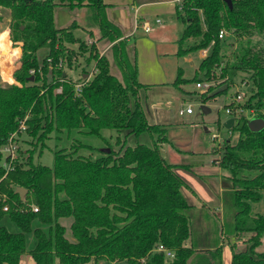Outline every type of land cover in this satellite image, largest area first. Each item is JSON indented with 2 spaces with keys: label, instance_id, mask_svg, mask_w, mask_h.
<instances>
[{
  "label": "trees",
  "instance_id": "obj_1",
  "mask_svg": "<svg viewBox=\"0 0 264 264\" xmlns=\"http://www.w3.org/2000/svg\"><path fill=\"white\" fill-rule=\"evenodd\" d=\"M61 7L87 8L88 24L98 28L99 41L114 43L122 80L111 72L108 57L96 44L75 36L76 22L57 26L55 13ZM0 8L10 9V38L22 48L21 67L17 69L16 61L12 69L19 85H0V163L8 165L0 166V264H22L26 254L34 264H223L225 243L218 241L219 232L224 241L252 234L243 240L246 250H233L230 264H264V254L256 252L264 238V213L253 214V205L264 195V129L254 133L248 127L252 112L264 119V47L249 45L256 35L264 38V0H232L231 8L225 0H182L176 5L183 26L177 57L208 48L210 52L191 79L179 67L172 85L224 80V89L211 86L198 94L205 105L230 90L231 70L250 75L252 81L243 107L249 116L242 113L230 129L239 132L238 141L226 139L213 150L219 154L215 161L230 171L231 187L222 198L221 230L210 224L201 242L187 214L194 207L182 193L188 184L160 151L169 141L167 127L149 123L140 91L150 86L139 82L137 64L129 61L126 39L109 20L103 0H0ZM223 30L235 39L227 45L239 43L232 63L225 59L227 39L219 38ZM76 44L78 51L69 46ZM43 48L48 52L40 60ZM85 53L95 73L88 80H74L66 69ZM105 131L116 133L114 144L106 141ZM23 134L31 139V148H18L13 161L5 157L2 149L11 138L17 145ZM55 134H65L71 143L54 148L53 165L48 167L36 159ZM143 134L150 136L152 145L128 146V136L138 139ZM76 135L103 139L110 151H100L97 158L84 154L92 146ZM17 187L27 190L23 199ZM202 207L208 210L202 216L209 222L212 213ZM68 219L67 229L62 221ZM13 225L17 230L10 228ZM29 234L35 240L30 249ZM161 245L174 252L173 259L157 251Z\"/></svg>",
  "mask_w": 264,
  "mask_h": 264
},
{
  "label": "rangeland",
  "instance_id": "obj_2",
  "mask_svg": "<svg viewBox=\"0 0 264 264\" xmlns=\"http://www.w3.org/2000/svg\"><path fill=\"white\" fill-rule=\"evenodd\" d=\"M10 9L1 8L0 9V15L2 16V20H0V33H3L5 30L9 31V36L4 41L5 43V49L2 51L0 50V85H17L16 81H14L12 69L16 61H19V67H21V55H22V48L21 44H18L17 46L14 45V43L11 41L10 37ZM80 20V19H79ZM88 21V19H87ZM67 26V25H66ZM178 27L182 29V24H179ZM74 34L77 38L86 41L88 40L89 34L86 30L77 29L74 31ZM181 36V33L180 35ZM180 38V37H179ZM227 43L225 44L224 54L226 56V61L229 63H232L235 61L234 54L238 51L239 43H235L233 46H229L227 44L231 42H235V39L232 37H228ZM9 42L10 46H9ZM247 44V42H245ZM90 44V42H88ZM106 44V41H102L100 43V47L102 48ZM256 44H260L259 47H264V38L262 36H254L250 40L249 45L254 46ZM71 48L78 51V45H69ZM16 47L21 48V55L19 53V56H14V61L12 64L4 65L5 58L3 59V52L5 51H11L13 52ZM100 48V49H101ZM175 48V47H174ZM210 52V48H208ZM48 52V48H43L39 51L38 57L40 60H42ZM127 56L130 62L132 61V57L129 55V51L127 50ZM194 63H196V67L198 63L200 62V52L196 54H192ZM170 62H164L165 68L171 69L169 76V81H167L166 85H157L153 86L150 85V88L147 90L140 91V98H141V104L143 106L144 112L146 114V117L150 124H158L159 122H167L169 124L168 126V137L170 138V142H164L160 145V151L162 156L170 161L168 152L173 151L174 146H179L185 149H190L191 152L194 153H185L184 158L191 159V162H196L198 166H205L204 169L205 172H212L213 167V161L217 160L219 158V154H213V150L215 147H217L220 143L224 142L226 139L231 138V143L235 144L238 141L239 138V132L234 131L231 132L230 130L226 129L224 124L226 121L230 118V115L226 112V107L230 103L231 98L238 90L240 92H243L248 97L252 90V81L250 79V75L243 73V72H235L231 70L228 73V76L233 78V84L230 87V90L227 92V94H223L219 96L214 101H209L207 104H205L209 109L210 112L208 114H205L202 110V106L204 105L200 99V96L198 95L201 93V91L196 89L195 84H184L181 85V88L175 87L172 85V82L177 78L178 74V68L182 67L184 69V77L187 79H191L194 75L195 69L191 64L185 63L183 60H178L172 56L168 58ZM172 61V63H171ZM111 62V72L119 77L120 80H122L121 71L117 65V62L114 60H110ZM21 63V64H20ZM94 62L89 63L88 62V53L85 54H78L77 60L74 62V65L72 69H67V73H69L70 76H75L78 78V80L81 77V73L84 71H88L91 69ZM116 65H115V64ZM18 64V63H17ZM16 64V65H17ZM118 67V68H117ZM15 69V70H17ZM118 69V70H116ZM13 71V73L15 72ZM115 71H118L116 73ZM220 74V71H219ZM224 80L219 79L217 82L209 83L211 86H217V90L224 89L226 87V84H224ZM243 83H247L246 86L242 87ZM189 106L193 109V114H185L181 116L179 114V111L184 109L186 110ZM256 118V116H253L249 119ZM218 121H220V126L218 125ZM191 125L190 127H188ZM204 126H206L209 129V133H206L204 130ZM123 133V135H125ZM214 134L218 135V139L213 140ZM104 138L107 139L106 141H109L111 144H114L116 133L114 131H105L103 133ZM77 138H80L79 135H76ZM85 144L92 146V151L88 152L85 151L84 154H92L93 158H97L102 150L106 149L107 143L104 142L103 139H100L95 136H84L80 138ZM31 139L28 138L26 135H22L18 144L17 149L20 148L23 151H27V149L31 148L28 146V141ZM139 143H145L148 145H152L153 141L150 138L148 134H143L138 139L130 135L127 138V144L128 146H134L135 144ZM48 148H46L42 154L41 157H38L36 160L48 167H52L54 157H53V151L54 148L58 147H64L69 146L71 143V140L66 139L65 134H61L58 138V135H53L52 139L48 142ZM174 145V146H173ZM215 174V173H214ZM225 175H230V171L225 169L224 172ZM206 184L209 185V190L216 192V188L213 184H216L218 182V177L215 176H206ZM185 190V189H184ZM183 190V191H184ZM186 200L191 204L197 205V210L193 208L192 210L188 211L187 214L191 217L192 222V230L194 236L196 235V239L201 242L203 237V231L207 229V227L210 224H216V228L218 230H221L222 228V218L223 213L222 210L219 209L220 203L214 202L208 203V205L212 208L210 211L212 219L209 222H206L203 218V214L205 215L207 209L203 210L202 206H199L197 200L189 195L187 192H183ZM258 213H264V195L263 199L253 205V214ZM71 222V219L62 221V224L69 228V224ZM13 230H17L16 226L13 225V227H10ZM252 234H244L241 239H235L230 238L227 240H222V237L220 235H217V239L220 243H225L224 247V254H223V264H230L233 250L235 252L244 251L247 248V244L243 242L246 241L249 237H251ZM67 237L72 239L70 230L67 231ZM34 236L32 234H29L27 236V248L30 249L34 245ZM212 242H214V237L211 239ZM230 244H235L234 246L230 247ZM187 244H191V241L189 240ZM257 253H263L264 254V238L262 239V244L256 249ZM22 264H34L31 257L26 254L22 259ZM56 264H60L58 261ZM87 264H95L94 261H91ZM99 264H126L125 262H119V263H112L109 261H102Z\"/></svg>",
  "mask_w": 264,
  "mask_h": 264
},
{
  "label": "crops",
  "instance_id": "obj_3",
  "mask_svg": "<svg viewBox=\"0 0 264 264\" xmlns=\"http://www.w3.org/2000/svg\"><path fill=\"white\" fill-rule=\"evenodd\" d=\"M181 1L182 0H103L107 5L106 11L109 20L120 28L123 36L122 39H126V49L129 51L133 63L136 62L137 64L138 80L143 85L157 86L169 84L167 81H169L168 74L171 69L167 70L164 62H170L168 60L170 56L180 60L176 53L178 50L177 42L180 33H182L183 26L182 29L178 27L181 23L176 17V5ZM87 17V8L69 9L61 7L57 8L55 13V21L58 27L64 28L76 22L78 27L75 30L82 29L88 32L89 37L86 42L96 44L101 55L107 56L109 61L114 60L116 62L115 54L112 50L114 43L106 41V44L101 48L100 43L102 41H99L100 32L97 27L89 26ZM147 22L151 25L149 32L143 30V24ZM17 48L20 49L21 55V48L16 47L15 49ZM203 58L205 57L200 55V60ZM181 60L191 64L194 68L196 67L192 55H187ZM93 70L94 63L90 70L81 73L79 80L75 76H70L69 73H67V69L65 74L74 80L80 81L81 79L88 78ZM115 72L118 73V71ZM181 87L182 86H180V88ZM158 124L167 127L168 137L169 124L165 121L159 122ZM190 126L191 125L188 127ZM203 128L206 133H209V129L206 126ZM168 140V142H170L169 137ZM185 153L191 154L194 152H191L190 149L174 146L173 151L168 152L171 160H167L169 163L178 166L176 169L177 173L188 184L189 188H184L185 190L183 189L184 191L182 190V193H189L190 196L197 200L199 206L206 205L209 211H211L212 208L208 203H213V201L220 203L219 209L222 210L223 213L222 198L224 193L231 187L228 180L230 175H225V169L215 160L213 161L212 172H205L204 169L206 167L203 166V164L202 166H198L196 162H191V159L184 158L183 156H185ZM206 176L218 177V182L213 184L216 188V192L209 190V185L206 184ZM191 205L197 210L196 204Z\"/></svg>",
  "mask_w": 264,
  "mask_h": 264
},
{
  "label": "built area",
  "instance_id": "obj_4",
  "mask_svg": "<svg viewBox=\"0 0 264 264\" xmlns=\"http://www.w3.org/2000/svg\"><path fill=\"white\" fill-rule=\"evenodd\" d=\"M150 29H151L150 23L147 22V23L143 24V30L145 32H149ZM229 35L230 34L227 31L223 30V31L220 32L219 38L220 39H226V38L229 37ZM208 51H209V49L202 50V51H200V55L202 57H207ZM94 73H95V70H93L92 73L86 79L88 80ZM246 84L247 83H243L242 87L246 86ZM82 85H83V82H81L79 85L76 86V92L77 93H79L81 91ZM195 86H196V89L201 91V92H206L209 89V87H210L209 83H206V82H198V83L195 84ZM247 98L248 97L246 96L245 93L240 92V90H238L236 92V94H234L232 96L231 101L229 103V104H233V107H226L227 114L230 115V118H233L235 120V124L237 123L238 118L240 117V115L242 113H245V115L249 116V112L244 111V109H243V107H244V105H245V103L247 101ZM179 114L181 116H183L185 114H193V109H192L191 106H189L186 110H184V109L180 110ZM253 116H255V113L252 112V116H250V118L253 117ZM22 129H25V127L22 126ZM215 139H218V135H216V134H214V137H213V140H215ZM2 152L4 153L5 157L10 156L12 161L17 159V157H18L17 145L12 140V138L9 141V143L2 149ZM0 166H3L5 168L8 167L7 163L4 162V161L0 163ZM34 211L37 212L38 209L34 208ZM157 251L158 252H163L167 259H173L174 255H175L173 251L165 248L162 245L157 248Z\"/></svg>",
  "mask_w": 264,
  "mask_h": 264
},
{
  "label": "water",
  "instance_id": "obj_5",
  "mask_svg": "<svg viewBox=\"0 0 264 264\" xmlns=\"http://www.w3.org/2000/svg\"><path fill=\"white\" fill-rule=\"evenodd\" d=\"M225 2L227 3V5L231 8L232 7V0H225ZM33 79V78H31ZM202 110L205 114H208L210 112V109L206 106L203 105L202 106ZM235 124V120L233 118H229L226 123L224 124L225 128L230 130L232 129V127ZM248 127L250 129L251 132H260L264 129V119L263 118H253L250 119L248 122ZM105 153H108L110 150L109 149H104L103 150ZM16 193H18L20 195V197L23 199L25 194L27 193V190L23 187H17L16 189Z\"/></svg>",
  "mask_w": 264,
  "mask_h": 264
},
{
  "label": "clouds",
  "instance_id": "obj_6",
  "mask_svg": "<svg viewBox=\"0 0 264 264\" xmlns=\"http://www.w3.org/2000/svg\"><path fill=\"white\" fill-rule=\"evenodd\" d=\"M9 36V31L8 30H5L3 33H0V50H4L5 49V45H4V41L7 39V37ZM10 43L9 42V46H10ZM19 53H20V49L17 48L13 51V55L14 56H19Z\"/></svg>",
  "mask_w": 264,
  "mask_h": 264
},
{
  "label": "bare ground",
  "instance_id": "obj_7",
  "mask_svg": "<svg viewBox=\"0 0 264 264\" xmlns=\"http://www.w3.org/2000/svg\"><path fill=\"white\" fill-rule=\"evenodd\" d=\"M5 45V43H4ZM3 51V50H2ZM13 52L11 51H4L2 54H3V59L5 58V62L6 63H3L4 65H9V64H12V62L14 61V55L12 54Z\"/></svg>",
  "mask_w": 264,
  "mask_h": 264
}]
</instances>
